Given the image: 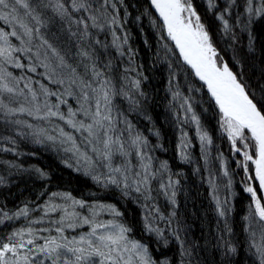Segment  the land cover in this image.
<instances>
[{"label":"trees","instance_id":"obj_1","mask_svg":"<svg viewBox=\"0 0 264 264\" xmlns=\"http://www.w3.org/2000/svg\"><path fill=\"white\" fill-rule=\"evenodd\" d=\"M211 4L210 7L209 0H192L217 51L218 64L221 60L227 63L250 98H254L258 107H264V14H250L247 0H211ZM262 5L264 0H253L254 9ZM106 7L117 22L105 23L102 29L90 27L85 39L77 31L78 28L82 31V25L54 17L50 11L47 16L52 18L47 27L41 28V34L64 57L70 72L75 68L76 75L91 82L93 87L104 80L110 81L115 93L111 114L117 132L113 135L120 134L130 152L127 158L115 157L114 164L126 159L133 171H141L136 149L130 143L137 135L145 140L146 147L143 144L140 147L145 161L151 157L149 171L154 173L149 183L151 198L105 184L103 174L107 169H91L78 155L65 151L69 145L59 140L49 141L45 135H33L39 128L45 129L46 134L58 135L57 126L63 127L86 150L85 134L75 132L63 121L35 120L26 113L6 118L0 113V220H3L0 242H8L13 232L29 227L40 236L55 235L54 231L39 230L59 226L54 222L64 215L65 207L69 212L89 216L90 206L112 205L121 216L114 217L106 208L97 207L99 215L95 219H115L131 228L130 238L145 245L156 264H260V256L251 246L249 221L245 220L253 205L251 194L245 189L252 185L258 190L254 164L244 161V149L239 141L236 147L241 152L234 150L222 126L220 109L206 86L182 61L150 1L110 0ZM86 15L73 14L76 19ZM221 15L228 21L227 29ZM0 27L8 30L3 22ZM11 39L19 46V41ZM39 43L33 41V53ZM82 48L90 53V59L79 55ZM44 51L52 54L45 46L41 49V59ZM14 55L24 67L17 68L12 63L3 67L14 77L22 78L20 88H24V79L29 82L30 77L34 80L29 83L37 90L38 80L49 81L47 77L51 73L44 71L32 53ZM52 62L57 63L56 58ZM93 64L94 70L102 73L100 77L93 76ZM31 67L36 68L34 73L29 70ZM63 71H57V76L64 80L65 86L73 87L71 95L61 97L67 103L60 104V111L66 114L69 107L79 108L81 92L79 80L71 84L70 75ZM135 81H139V88L134 86ZM88 91L91 96V90ZM38 94L42 98L40 102L59 103V100L50 102L52 97H45L40 90ZM19 102H24L23 97ZM193 115L199 125L192 120ZM81 118L78 115L77 119ZM16 119L31 123L33 128L9 123ZM204 133L210 143L200 139ZM248 143L252 146L254 142ZM88 154L95 159L91 151ZM250 154H255L253 147ZM162 164L166 167L162 168ZM93 175H100L101 182L93 179ZM169 178L173 182L171 187ZM66 194L85 201L86 206L72 205L71 200L63 198ZM51 205L61 207L45 214ZM25 207L26 217L16 215ZM220 211L225 215L221 216ZM4 213L12 218H5ZM148 225L160 232L147 230ZM75 233L65 228L66 235ZM229 246H234L236 251L230 252Z\"/></svg>","mask_w":264,"mask_h":264},{"label":"snow or ice","instance_id":"obj_2","mask_svg":"<svg viewBox=\"0 0 264 264\" xmlns=\"http://www.w3.org/2000/svg\"><path fill=\"white\" fill-rule=\"evenodd\" d=\"M109 3L110 0H0V22L8 26V30L0 27V62H2L0 64V113L6 118L16 116L18 113H26L35 120L48 121L50 118H57L63 121L75 132L85 134L83 142L88 146L86 150H82L77 137L72 132L65 131L63 127L57 126L58 135L46 134L43 128L35 129L33 135L37 137L45 135L49 141L59 140L61 144L69 145L65 151L78 155L89 168L107 169V172L103 174L105 184L131 189L144 195L145 199H150V176L154 178V173L149 171L151 157L145 161L140 147L142 144L146 147L145 140L137 135L130 143V147L136 149L141 171H133L130 166L131 162L126 159L119 164H114L115 157L127 158L130 152L125 147L126 142L122 140L121 135H113L117 132L111 114L112 96L115 93L112 92L110 81L104 80L99 86L93 87L91 82L78 77L75 68H72L69 79L73 85L79 80L81 103L78 109L74 110L69 107L65 114L60 111V104H66V100L60 99L55 105L47 100L40 102L37 91L29 83H26L24 88H20L22 78L14 77L3 67V64L12 63L15 67L22 68L24 65L18 62V57L14 54L32 53L40 65L49 70L51 76L47 78L51 80L52 76L57 75V69H67L70 66L41 34V28L47 27L48 20L52 18L47 16V13L50 11L52 16L70 24L82 25V31L80 28L77 31H80L81 39H85L89 35L90 27L102 29L105 23L115 24L117 22L115 16L107 11L106 6ZM252 3L253 0H247V11L250 14H264V5L254 9ZM151 4L163 19L167 35L175 42L183 60L191 66L195 75L207 85L211 96L215 98L223 115L222 126L226 128L234 150L241 152V148L236 147L239 141L244 149L242 153L244 161H251L254 164L255 178L259 181L260 189L264 190V107H258L254 98H250L245 86L237 79V75L230 70L227 63L221 60L218 64L217 51L212 45L208 31L200 22V16L197 15L192 0H151ZM209 6H212L211 0H209ZM111 7L115 8V4ZM81 12L88 15L80 16L78 19L74 18V13ZM220 19L223 20L224 28L227 29L228 21L223 15ZM72 34L76 35L75 32ZM11 38L19 41V46L14 45ZM34 40H39L40 43L36 45V51L33 53ZM45 46L56 58L55 67L51 66L47 51H44L43 59H41V49ZM79 55L91 58L90 53L83 48ZM92 68L94 77L102 75L94 70V64ZM29 70L35 72L36 68L31 67ZM52 82L64 84L63 79L52 80ZM134 86L139 88V81H135ZM24 89L28 90V94H25ZM40 91L45 97L57 95L43 85ZM20 97H23V103L19 102ZM189 111H191L190 107ZM78 115L83 118L77 119ZM192 120L199 125V120L195 115L192 116ZM9 123L26 124L29 129L33 128L31 123L19 119L9 120ZM200 139L211 142L207 133L202 134ZM248 141L254 142L252 144L255 150L254 156L248 151L250 147ZM37 142H40L39 139ZM89 151L94 154L95 159L93 155L88 154ZM243 166L247 171V164ZM161 167L164 168L166 165L162 164ZM93 179L101 182L102 177L93 175ZM172 183L169 178L168 186L171 187ZM245 191L251 194L253 201L249 215L245 217L251 229L249 231L251 246L260 256V264H264V203L253 187L249 186ZM172 195L174 196L175 193L173 192ZM63 198L71 200L72 205H79L81 208L86 206L85 201L75 200L70 195L66 194ZM173 203H175L174 200ZM60 207V205L48 206L45 214L55 212ZM97 207L106 208L114 217L122 215L112 205L90 206L89 216H81L75 211L69 212L65 207L63 208L64 215L54 222L59 226L54 229L39 230L40 232L54 231L55 235L40 236L29 227L13 232L8 237V242H0V264H156L148 248L130 238L128 234L131 228L115 219L108 221L95 219L99 215L95 210ZM16 215L26 217L28 209L25 207ZM220 215L224 216L225 213L220 211ZM4 217L12 218L7 213H4ZM66 220L68 223L65 224ZM40 222L32 221V223ZM0 223H3V220H0ZM85 225L89 227L86 233L73 236L65 234V228L74 231ZM146 227L149 231L160 232L159 229H152L150 225ZM25 236L29 238L25 239ZM228 250L236 251L234 246H229Z\"/></svg>","mask_w":264,"mask_h":264},{"label":"rangeland","instance_id":"obj_3","mask_svg":"<svg viewBox=\"0 0 264 264\" xmlns=\"http://www.w3.org/2000/svg\"><path fill=\"white\" fill-rule=\"evenodd\" d=\"M157 16V15H156ZM193 20H194V18H193ZM170 39V38H169ZM171 40V39H170ZM172 42V41H171ZM177 49V48H176ZM178 51V50H177ZM178 53H179V51H178ZM42 55H43V53H42ZM180 57H181V55H180ZM48 58H49V61H51V66L52 67H55L56 66V63H54V62H52L54 59H55V57H53L52 56V54H48ZM181 59H182V57H181ZM183 61V60H182ZM46 62H48V61H46ZM189 67V66H188ZM190 68V67H189ZM45 70L44 71H46V72H49V70L48 69H46V68H44ZM191 69V68H190ZM63 71V74H65V75H70L71 74V72L68 70V68L67 69H57V71ZM34 73V72H33ZM38 74H40V73H38ZM57 74H58V72H57ZM41 75V74H40ZM35 76V75H34ZM36 78H37V76H35ZM56 79H60L59 78V76H55V78H53V79H49V81L47 82V81H41L40 82V80H38L37 82H36V84L37 85H40V88H38V90H40L41 89V85H43L44 87H46L48 90H50L51 92H55V93H57V95H55V96H51L50 95V97H52V98H49V101L50 102H53V103H57L58 102V100H60V99H62L63 97H67L68 96V93L71 91V90H73V87H71L69 84H66V86H65V84H58V83H53L52 82V80H56ZM33 78H29V82H33ZM24 81H25V83H24V85L26 84V83H29L26 79H24ZM49 82H50V84H49ZM202 82V81H201ZM45 83V84H44ZM30 84V86L32 87V83H29ZM36 91H37V94H38V90L36 89V88H34ZM25 90V89H24ZM25 94H28V91H25ZM38 97H39V100H41L42 98H41V96L38 94ZM58 97H59V99H58ZM62 97V98H61ZM30 98V97H29ZM212 99V98H211ZM63 100V99H62ZM81 103V102H80ZM79 103V104H80ZM83 118V117H82ZM227 132V131H226ZM250 145V144H249ZM251 150H252V146L250 145V147H249V149H248V151H249V153L251 152ZM255 167V166H254ZM254 173H255V170H254ZM255 176V175H254ZM255 182H256V184H257V186H258V190H256V188L255 187H253L255 190H256V193H257V196L259 197V198H261V200H262V203H264V195H263V193L261 192V190H260V187H259V183H258V180L255 178ZM251 187H252V185H250ZM88 226L87 225H85L84 227H81V228H77V229H75V234L74 235H78V234H80V233H86L88 230H89V227L87 228Z\"/></svg>","mask_w":264,"mask_h":264},{"label":"water","instance_id":"obj_4","mask_svg":"<svg viewBox=\"0 0 264 264\" xmlns=\"http://www.w3.org/2000/svg\"><path fill=\"white\" fill-rule=\"evenodd\" d=\"M150 1V3H151V0H149ZM151 7H152V9H153V11L155 12V14L157 15V17L160 19V21L163 23V19L159 16V13L156 11V9L154 8V6L151 4ZM164 24V23H163ZM172 41V40H171ZM173 42V44L175 45V42L174 41H172ZM177 50L179 51V49L177 48ZM182 57V56H181ZM182 60H183V58H182ZM183 62L186 64V62L183 60ZM187 66H189L190 68H191V66L190 65H188V64H186ZM191 71L193 72V74L195 75V71L191 68ZM196 76V75H195ZM197 77V76H196ZM198 79H199V77H197ZM200 80V79H199ZM201 81V80H200ZM203 82V81H202ZM204 83V82H203ZM205 84V83H204ZM205 86H206V88H207V85L205 84ZM207 91H208V89H207ZM208 93H209V95H210V97L212 98V100L215 102V98L214 97H212L211 96V93L208 91ZM216 103V102H215ZM219 107V106H218ZM261 190V189H260Z\"/></svg>","mask_w":264,"mask_h":264},{"label":"bare ground","instance_id":"obj_5","mask_svg":"<svg viewBox=\"0 0 264 264\" xmlns=\"http://www.w3.org/2000/svg\"><path fill=\"white\" fill-rule=\"evenodd\" d=\"M258 183H259V181H258ZM261 192H262V193H263V195H264V190H262V189H261Z\"/></svg>","mask_w":264,"mask_h":264}]
</instances>
